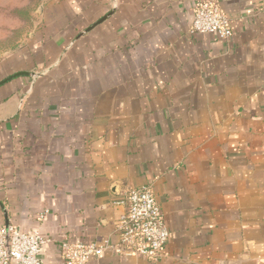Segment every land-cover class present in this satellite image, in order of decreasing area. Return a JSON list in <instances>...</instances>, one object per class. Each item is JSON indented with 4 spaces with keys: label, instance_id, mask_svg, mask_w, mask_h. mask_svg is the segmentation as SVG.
Here are the masks:
<instances>
[{
    "label": "crops",
    "instance_id": "crops-1",
    "mask_svg": "<svg viewBox=\"0 0 264 264\" xmlns=\"http://www.w3.org/2000/svg\"><path fill=\"white\" fill-rule=\"evenodd\" d=\"M220 3L225 41L190 33L194 0H55L1 62L0 225L50 240L44 264L117 244L148 185L165 256L86 264H264V0Z\"/></svg>",
    "mask_w": 264,
    "mask_h": 264
},
{
    "label": "built area",
    "instance_id": "built-area-1",
    "mask_svg": "<svg viewBox=\"0 0 264 264\" xmlns=\"http://www.w3.org/2000/svg\"><path fill=\"white\" fill-rule=\"evenodd\" d=\"M191 34H212L225 41L232 30L220 0H194ZM124 212L114 226L119 242L110 244H60L63 264H86L105 252L120 256H135L157 262L165 256L171 234L166 226L161 207L154 198L151 186L124 192L119 202ZM50 243L39 232H19L14 226L0 225V264H44L42 251Z\"/></svg>",
    "mask_w": 264,
    "mask_h": 264
},
{
    "label": "rangeland",
    "instance_id": "rangeland-1",
    "mask_svg": "<svg viewBox=\"0 0 264 264\" xmlns=\"http://www.w3.org/2000/svg\"><path fill=\"white\" fill-rule=\"evenodd\" d=\"M55 0H0V64L26 47L45 7Z\"/></svg>",
    "mask_w": 264,
    "mask_h": 264
},
{
    "label": "water",
    "instance_id": "water-1",
    "mask_svg": "<svg viewBox=\"0 0 264 264\" xmlns=\"http://www.w3.org/2000/svg\"><path fill=\"white\" fill-rule=\"evenodd\" d=\"M115 1L116 0H112V3H113V6H115ZM113 11H114V9L107 15V16H105L104 18H102L101 20H99L98 22H97V24H100V23H102L106 18H108L112 13H113ZM90 29H92V27H90L88 30H86L84 33H86V32H88Z\"/></svg>",
    "mask_w": 264,
    "mask_h": 264
}]
</instances>
